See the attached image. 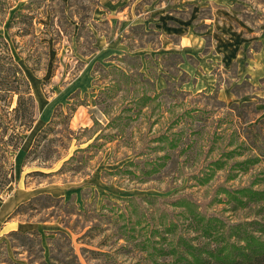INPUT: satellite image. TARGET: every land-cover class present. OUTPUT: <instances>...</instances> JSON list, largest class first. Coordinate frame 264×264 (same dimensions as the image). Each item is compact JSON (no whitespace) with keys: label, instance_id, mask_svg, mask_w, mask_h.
I'll use <instances>...</instances> for the list:
<instances>
[{"label":"rangeland","instance_id":"obj_1","mask_svg":"<svg viewBox=\"0 0 264 264\" xmlns=\"http://www.w3.org/2000/svg\"><path fill=\"white\" fill-rule=\"evenodd\" d=\"M192 1L200 6L188 13L205 23L217 13L210 0ZM226 1L218 22H233L226 29L238 33L237 59L206 67L197 89L195 75L177 72L178 56H164L170 76L156 90L148 56L99 59L86 72L94 50L90 24L106 28L91 21L95 0H5L0 33L29 82L34 122L10 159L13 181L0 191V206L39 184L74 194L69 204L41 200L33 207L49 209L6 217L55 222L59 230L2 234L0 264H168L187 253L171 250L179 237L211 250L237 244L235 229L259 236L264 0ZM126 42L142 53L157 46V35L135 27Z\"/></svg>","mask_w":264,"mask_h":264},{"label":"crops","instance_id":"obj_2","mask_svg":"<svg viewBox=\"0 0 264 264\" xmlns=\"http://www.w3.org/2000/svg\"><path fill=\"white\" fill-rule=\"evenodd\" d=\"M210 1L215 5L217 13L214 12L215 14L208 18V23H205L204 18L194 17L192 11L188 13L190 6L191 10H196V5L200 6L198 2L195 3L192 0H150L149 2L143 0H95L90 14L91 21L93 24H104L106 28L104 31L103 29L96 31L90 24L94 36L92 42L94 50L89 54L88 62L90 63L86 66V72L92 67V63L99 59L111 62L114 57L128 54L138 57L148 56L154 60V66H156L155 89L162 90L166 84L165 79L170 75L161 63V58L174 54L179 58L176 65L177 72L195 75L197 80L192 84V87L200 89L199 87L203 84L201 78H205L206 67L212 71L220 59L222 61H226L228 58L236 60L240 54L236 50L238 33L233 29H226V23L233 22L228 19L226 23H223V26L220 25L221 22H218V19L220 20L222 17L220 16L221 11L225 9L222 3L231 4V2L226 0ZM218 16L220 17L218 18ZM135 27H140L145 32L155 33L157 46L151 47L150 51L144 48L142 53L136 50V52L130 51L126 42V34L129 29ZM221 45H224L223 48ZM190 60H194L195 64H191ZM141 67L143 68H140V73L148 76L145 65H141ZM92 178L96 183L104 184L100 178V172L92 173ZM36 186L34 189H23V191L16 192L14 198H11L8 203H4V206H0V236L20 230V232L36 231L38 233L59 230L53 225L55 222H15L14 219H10V222L5 219L17 205L36 195L49 194L56 198L69 200L74 194L73 188L64 189L55 183Z\"/></svg>","mask_w":264,"mask_h":264},{"label":"trees","instance_id":"obj_3","mask_svg":"<svg viewBox=\"0 0 264 264\" xmlns=\"http://www.w3.org/2000/svg\"><path fill=\"white\" fill-rule=\"evenodd\" d=\"M5 6V0H0V15H6ZM4 23V19L0 18V26ZM9 25L8 23L7 27ZM33 109L34 99L29 82L22 68L16 62L8 40L0 33V191L13 181L10 159L22 145L23 133L30 130L33 125ZM36 143L33 145L34 149L37 146ZM41 200L62 201V198H56L49 194L36 195L17 205L8 219L18 217L27 210L32 214L34 211L38 214L41 210L49 209L48 205H42L40 209L33 207ZM70 202L72 201L69 200L66 204ZM171 228L172 224L170 223L166 230L170 232ZM235 230L232 236L237 244H230L231 248L229 249L226 248L227 246H219L211 250L208 248L199 249L197 246L193 247L186 243L187 239L179 237L173 243L175 247L171 245V250L174 251V248L177 247L185 248L187 253H175L172 255V261L168 264H264V226L258 229V237L252 236V233L245 230ZM15 232L19 233V231H11L8 235ZM28 233L38 232L30 231Z\"/></svg>","mask_w":264,"mask_h":264}]
</instances>
